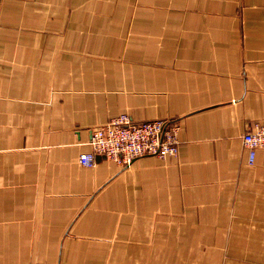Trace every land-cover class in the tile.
<instances>
[{
  "label": "crops",
  "instance_id": "0c3cea01",
  "mask_svg": "<svg viewBox=\"0 0 264 264\" xmlns=\"http://www.w3.org/2000/svg\"><path fill=\"white\" fill-rule=\"evenodd\" d=\"M122 113L178 155L82 165ZM257 121L264 0H0V264H264Z\"/></svg>",
  "mask_w": 264,
  "mask_h": 264
},
{
  "label": "built area",
  "instance_id": "2783aa9c",
  "mask_svg": "<svg viewBox=\"0 0 264 264\" xmlns=\"http://www.w3.org/2000/svg\"><path fill=\"white\" fill-rule=\"evenodd\" d=\"M181 125L174 119L136 122L127 113L113 117L104 125L91 130L92 151L80 154L82 165L93 167L100 154L119 166H128L138 157L154 155L160 158L177 156L180 149ZM249 150V164L254 165L257 151L264 149V121H257L243 134Z\"/></svg>",
  "mask_w": 264,
  "mask_h": 264
},
{
  "label": "rangeland",
  "instance_id": "374dc122",
  "mask_svg": "<svg viewBox=\"0 0 264 264\" xmlns=\"http://www.w3.org/2000/svg\"><path fill=\"white\" fill-rule=\"evenodd\" d=\"M207 247H210V246H207ZM227 246H225V248H226ZM226 251V250H225Z\"/></svg>",
  "mask_w": 264,
  "mask_h": 264
}]
</instances>
